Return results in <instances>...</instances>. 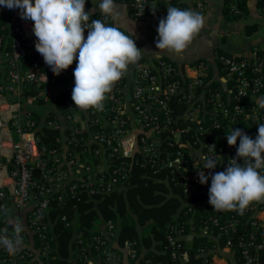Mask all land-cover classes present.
I'll use <instances>...</instances> for the list:
<instances>
[{"label": "built area", "instance_id": "2783aa9c", "mask_svg": "<svg viewBox=\"0 0 264 264\" xmlns=\"http://www.w3.org/2000/svg\"><path fill=\"white\" fill-rule=\"evenodd\" d=\"M193 1L202 11L203 1ZM147 4H150L151 13L155 11L154 15L167 14L166 8L157 7V0H133L130 6L134 8V19L147 17L143 11ZM4 12L10 14V34L5 43L0 37V66L4 72V81L0 82V208L5 209L10 223L19 220L24 230L20 234L22 245L18 252L10 255L0 247V264H46L40 256L48 248L43 244L48 237V225L42 216L51 208V197L55 191H62L59 199L67 195V186L70 193L81 188L91 193H110L124 185L126 180V161L123 158L140 150L143 159L152 160L159 169L178 172L181 176L179 183L187 194L208 195L210 177L207 184H201L197 174L204 164L201 157L207 155L216 159L217 172L223 171L229 158L236 156L239 142L234 147L225 142H218V145L214 141L206 142L204 137L213 138L214 130L220 127L219 123L208 124L207 115L210 114L211 118L226 116L231 123H239L243 118L254 129L264 123V108L254 105L248 109L240 101L250 90V66L254 65L253 72L259 74L253 81L250 98L257 99L264 88V80L260 76L264 70V57H260L259 47H254L250 56L242 58L219 55L218 60L183 65L157 57L136 64L129 81L126 72L106 94L102 111L81 110L75 106L71 96H61L62 119L51 120L48 124L58 129H70L66 139L75 147L69 151L71 158L67 163L61 162L57 154L55 162L59 166L49 165L41 157L37 136L24 125L26 119L22 110L25 89L32 83L41 84L37 74L40 58H34L38 52L34 46L33 22L21 19L19 9L9 10L0 6V15ZM8 45L11 46L9 50ZM28 65L31 67H26ZM75 67L76 61L65 71L72 76ZM233 97L237 101H232ZM211 145H215V149L208 147ZM86 151H90L92 157L81 160ZM215 152L221 157L217 158ZM92 158H95L94 162ZM103 158L108 169L98 172L95 167ZM115 159H120V162L115 164ZM35 169L40 170L38 176L34 175ZM204 172L209 175L211 170L205 169ZM226 212L216 211L218 215ZM248 213L245 228L264 232V203L253 202L244 212L245 215ZM231 217L220 219L215 216L214 223L224 233L237 231L239 218ZM204 230L207 231L208 227ZM180 239L177 235L170 237L176 249L182 248L178 243ZM92 240L106 244L102 235H95ZM241 245L245 264L260 261L264 239L257 241L252 232L247 239H241ZM226 247L232 249L231 238ZM129 254L135 257L134 250L130 249ZM179 254L174 252V256ZM180 255L188 258L187 252ZM118 261L114 254L107 257V264H119ZM88 264L97 263L91 258Z\"/></svg>", "mask_w": 264, "mask_h": 264}, {"label": "trees", "instance_id": "16d2710c", "mask_svg": "<svg viewBox=\"0 0 264 264\" xmlns=\"http://www.w3.org/2000/svg\"><path fill=\"white\" fill-rule=\"evenodd\" d=\"M115 1L125 3L129 15L134 18V8L130 6L133 0ZM170 5L180 9H189L188 4L182 0H157L158 8L167 9ZM258 6L264 10V0H258ZM85 9L91 11L88 0H86ZM224 10L230 20L241 19L249 12L248 0H226ZM143 11L148 16L151 13L150 4L145 5ZM166 15L155 14L156 23L158 24L159 20ZM99 18L103 19L106 24L119 27L128 35L121 26L114 22L113 17H100L99 12H93L92 19ZM9 19V12L0 15V37H3L4 43L10 34ZM10 48L11 46L8 45L7 49ZM219 55L232 56V54L219 52L215 59L218 60ZM259 55L264 57V52L260 49ZM236 57L242 58V56ZM34 58H40L37 74L41 79V84L38 86L36 83L29 84L24 91L22 96V110L26 119L24 125L37 136L38 146L42 151L41 157L49 165L57 167L59 165L55 162L56 155L58 154L61 162H68L71 158L69 151L75 147V144L70 145L69 140L66 139L70 129H58L48 124L49 121H55L59 117L54 111L41 109L47 103L46 96H41V92L46 90L49 84L68 80L70 75L63 71L59 76H55L39 53H36ZM203 60L206 59H199L196 62ZM143 61L145 60L140 59L136 64ZM253 67L254 65L248 68L249 93L240 98L241 103L248 109L254 105L259 106L260 99L264 98V88L257 99L250 98L253 81L256 76L259 77L258 73L256 75L253 72ZM212 69L210 68L211 74ZM260 76L264 80V70ZM215 84L213 82V85ZM217 85L221 89V85ZM71 92L72 89H69L58 95L57 106L60 111L62 108L60 97L71 96ZM232 101H237V99L233 97ZM33 105L39 108H31ZM206 118L208 124H220V127L214 130L213 138L204 137L206 142L214 141L217 145L218 142L227 143L226 132L235 127L249 136L258 134V129H254L243 118L239 119V123H231L228 117L221 115L211 118L208 114ZM53 151L54 153H51ZM85 154V158L82 156L81 160H88L92 157L90 151H86ZM142 156L141 151L136 150L130 157L123 158L126 161V180L124 185L110 193H91L86 188L70 193V188L67 186V195L63 199H59L61 190L52 194L51 208L42 216V220L48 225V237L43 243L47 244L48 248L43 256L42 253L39 255L45 259V263L88 264V260L92 258L97 264H107L109 254H114L119 259V264H126V248H128L135 251V257L127 255L129 264H145L146 262L151 264H218L214 256L220 253L221 248L226 247L227 241L231 238L236 264H245L241 239H247L252 232L255 233L257 241L264 239V232L249 231L250 228H245L244 222L248 221L249 213L241 215L236 211H227L225 215H218L208 203V195L187 194L179 183L181 176L178 172L159 169L152 160L146 161ZM119 162L120 159L114 161L115 164ZM239 162L242 163V161ZM211 172H217V168ZM38 179L43 182L42 177ZM232 215L239 218L240 226L237 231L224 233L219 229V225L214 223V218L218 216L220 219L225 217L232 219ZM105 223L112 225V227L108 226V235L101 232V225ZM9 225L5 209L0 208V230ZM206 226L207 231L204 230ZM181 229H183L182 232L179 231ZM95 235H102L106 244L101 245L93 241ZM175 235L181 238L178 240V243L182 244L181 249H176L170 241V237ZM189 235H192V238H189ZM113 242L115 244H112ZM174 252L180 254L187 252L188 258L184 259L180 254L174 256ZM260 254V261L254 264H264V249Z\"/></svg>", "mask_w": 264, "mask_h": 264}, {"label": "clouds", "instance_id": "9594fccd", "mask_svg": "<svg viewBox=\"0 0 264 264\" xmlns=\"http://www.w3.org/2000/svg\"><path fill=\"white\" fill-rule=\"evenodd\" d=\"M92 2L91 11L85 9L86 0H0V6L19 9L21 19L33 22L35 50L53 75L59 76L76 61L72 101L81 110L102 111L106 94L126 74L129 65L140 60L143 51L137 47L134 33L129 36L101 18L92 19L96 10L100 17L116 19L115 0ZM203 25L201 14L170 5L156 28L155 46L159 50L156 53L183 52ZM259 107L264 108V98L260 99ZM257 127L255 139L236 127L226 132L228 145L234 147L238 140L239 145L236 156L229 158L223 171L205 175V169L217 168V160L207 155L201 157L204 164L197 171L198 179L201 184L211 179L208 203L212 209L242 215L253 202L264 203V123ZM208 147L215 149V145ZM215 156L221 157L216 152ZM9 227L0 230V247L12 255L20 250V234L24 229L19 220Z\"/></svg>", "mask_w": 264, "mask_h": 264}, {"label": "crops", "instance_id": "0c3cea01", "mask_svg": "<svg viewBox=\"0 0 264 264\" xmlns=\"http://www.w3.org/2000/svg\"><path fill=\"white\" fill-rule=\"evenodd\" d=\"M90 2V10L94 8L92 0ZM186 2L189 9L201 14L204 18V25L199 33L195 34L187 48L181 53L161 51L155 46L158 38L154 13H150L143 19H134L128 13V7L125 3L116 2L117 17L114 22L121 26L126 33L136 41V45L143 51L140 59L151 60L157 57H165L177 64H191L199 59L213 61L219 52L232 54L235 56H250L254 47H259L264 52V13L258 6V0H248V14L238 20H230L225 14L226 0H202L204 8L198 10L193 0H182ZM99 0H94L98 3ZM94 12H99L98 10ZM136 64L129 65L127 70L128 81L132 78ZM4 81V72L0 66V82ZM74 87V76L66 81L49 84L46 90L41 92V96L45 95L47 103L41 107L45 111H54L59 119H62V113L57 106V97L60 93L72 89ZM126 87V85H125ZM31 108H39L37 105ZM257 134H250L255 139ZM93 162L95 158H92ZM67 163V161H64ZM99 171H107L108 163L105 158L101 159L100 164L95 167ZM6 220H9L6 214ZM109 224L101 225V232L108 235ZM192 238V235H189ZM112 244H115L113 242ZM130 249L126 248V264L127 255ZM214 260L218 264H236L234 252L228 247L220 249V253L214 256Z\"/></svg>", "mask_w": 264, "mask_h": 264}, {"label": "water", "instance_id": "95a60500", "mask_svg": "<svg viewBox=\"0 0 264 264\" xmlns=\"http://www.w3.org/2000/svg\"><path fill=\"white\" fill-rule=\"evenodd\" d=\"M39 172H40L39 169H35V170H34V175H35V176H38V175H39Z\"/></svg>", "mask_w": 264, "mask_h": 264}]
</instances>
